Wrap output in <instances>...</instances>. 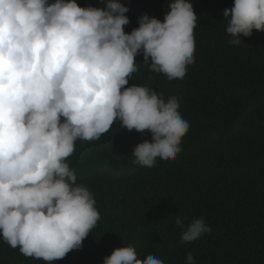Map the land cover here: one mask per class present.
<instances>
[{
	"label": "clouds",
	"instance_id": "9594fccd",
	"mask_svg": "<svg viewBox=\"0 0 264 264\" xmlns=\"http://www.w3.org/2000/svg\"><path fill=\"white\" fill-rule=\"evenodd\" d=\"M163 22L144 14L126 33L128 7L107 0L81 7L76 0H0V236L26 257L52 262L83 240L100 219L96 200L77 184L66 158L77 139L93 141L119 120L131 132L151 133L132 151L133 163L152 168L182 151L190 124L179 99L129 83L135 57L169 80H183L195 63L197 14L190 0H174ZM226 31L239 45L253 29L264 32V0H234ZM149 61H151L149 65ZM63 117V120L61 119ZM182 229L190 243L211 228L195 218ZM187 264H195L191 253ZM103 264H163L139 259L132 245L119 247Z\"/></svg>",
	"mask_w": 264,
	"mask_h": 264
},
{
	"label": "trees",
	"instance_id": "16d2710c",
	"mask_svg": "<svg viewBox=\"0 0 264 264\" xmlns=\"http://www.w3.org/2000/svg\"><path fill=\"white\" fill-rule=\"evenodd\" d=\"M54 3L55 0H48ZM81 7H104L107 0H76ZM128 7L126 33L144 14L163 22L174 0H120ZM197 14L195 63L183 80L135 61L128 85L163 92L165 102L179 99L190 128L174 160L157 158L152 168L133 163V148L151 133L124 129L119 120L99 139L75 141L66 158L77 184L93 193L100 214L82 247L48 262L26 257L0 236V264H103L114 249L132 245L139 259L163 264H264V32L234 37L223 16L234 0H190ZM151 61H149L150 65ZM63 120V117L61 118ZM203 218L211 232L181 243L182 229Z\"/></svg>",
	"mask_w": 264,
	"mask_h": 264
}]
</instances>
